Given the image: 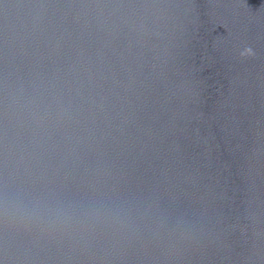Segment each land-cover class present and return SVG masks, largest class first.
<instances>
[{
	"label": "water",
	"instance_id": "1",
	"mask_svg": "<svg viewBox=\"0 0 264 264\" xmlns=\"http://www.w3.org/2000/svg\"><path fill=\"white\" fill-rule=\"evenodd\" d=\"M0 264H264V0H0Z\"/></svg>",
	"mask_w": 264,
	"mask_h": 264
}]
</instances>
